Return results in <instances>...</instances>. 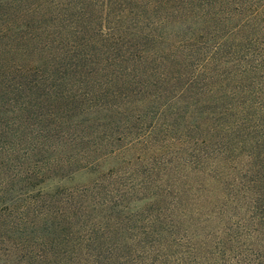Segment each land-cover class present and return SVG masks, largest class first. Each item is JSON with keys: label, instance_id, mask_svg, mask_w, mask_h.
Returning a JSON list of instances; mask_svg holds the SVG:
<instances>
[{"label": "trees", "instance_id": "obj_1", "mask_svg": "<svg viewBox=\"0 0 264 264\" xmlns=\"http://www.w3.org/2000/svg\"><path fill=\"white\" fill-rule=\"evenodd\" d=\"M0 264H264V0H0Z\"/></svg>", "mask_w": 264, "mask_h": 264}, {"label": "rangeland", "instance_id": "obj_2", "mask_svg": "<svg viewBox=\"0 0 264 264\" xmlns=\"http://www.w3.org/2000/svg\"><path fill=\"white\" fill-rule=\"evenodd\" d=\"M112 164V161L107 162V165ZM107 165L104 168H107ZM89 181V177L87 175H75L69 182L73 185H79Z\"/></svg>", "mask_w": 264, "mask_h": 264}]
</instances>
